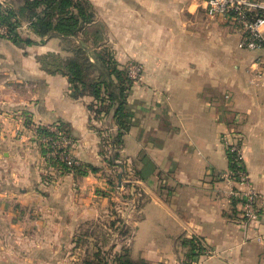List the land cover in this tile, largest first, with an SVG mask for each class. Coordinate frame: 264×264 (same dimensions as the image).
I'll return each instance as SVG.
<instances>
[{
  "label": "crops",
  "instance_id": "crops-1",
  "mask_svg": "<svg viewBox=\"0 0 264 264\" xmlns=\"http://www.w3.org/2000/svg\"><path fill=\"white\" fill-rule=\"evenodd\" d=\"M89 1L112 45L129 47L134 60L147 63L148 78L161 79L144 126L146 201L135 242L151 264H179L178 255L186 252L180 238L200 239L207 249L202 264H264V243L257 240L264 235V209L257 221H244L245 186L224 176L227 145L239 133L244 168L264 198V88L249 83L258 53L239 48L238 30L208 17L205 0ZM39 67L46 100L66 104L51 96L66 78ZM155 111L160 115L154 118ZM6 254L1 246L0 264H12Z\"/></svg>",
  "mask_w": 264,
  "mask_h": 264
},
{
  "label": "rangeland",
  "instance_id": "rangeland-1",
  "mask_svg": "<svg viewBox=\"0 0 264 264\" xmlns=\"http://www.w3.org/2000/svg\"><path fill=\"white\" fill-rule=\"evenodd\" d=\"M0 16V247H6L5 258L12 264L17 257L25 263L115 264L123 254L134 264H151L142 244L135 242V227L146 201L144 126L152 97L159 99L156 82L161 79H149L147 63L134 60L129 47L113 46L104 29L98 49L110 51L132 80L126 103L130 128L119 141L110 120L97 113L103 110L100 102L88 95L76 98L66 76L42 68L43 56L70 54L59 37L36 36L26 1L0 0ZM11 25L20 39L10 34ZM97 27L103 28L98 15L84 38L89 47ZM38 65L48 75L66 78L51 95L58 102L68 100L66 104L46 100L47 80L36 74ZM238 134L227 145L232 154V148L242 149ZM184 239H178L186 249L178 255L179 264H202L206 247L189 258Z\"/></svg>",
  "mask_w": 264,
  "mask_h": 264
},
{
  "label": "trees",
  "instance_id": "trees-1",
  "mask_svg": "<svg viewBox=\"0 0 264 264\" xmlns=\"http://www.w3.org/2000/svg\"><path fill=\"white\" fill-rule=\"evenodd\" d=\"M30 10L32 31L40 38L59 37L62 48L69 56L62 58L59 54L49 53L40 58L42 68L49 73H60L68 78L74 87V96H92L103 105L97 113H104V119L110 120L115 127L114 137L121 141L129 132L128 111L126 108L127 92L132 80L127 72L119 68L110 51L101 48L104 29L97 27L91 33L93 45L89 47L84 39L88 37V27L97 17L93 4L89 0H25ZM0 18H2L0 16ZM10 34L19 38L14 25ZM76 43V37H81ZM90 36V35H89ZM32 44L31 39L25 41ZM69 43V45H67ZM230 167L236 168L235 155L227 150ZM95 169H92L94 172ZM187 256L194 258L204 251L200 239H184ZM115 264H134L123 254H118ZM86 264H93L86 262Z\"/></svg>",
  "mask_w": 264,
  "mask_h": 264
},
{
  "label": "built area",
  "instance_id": "built-area-1",
  "mask_svg": "<svg viewBox=\"0 0 264 264\" xmlns=\"http://www.w3.org/2000/svg\"><path fill=\"white\" fill-rule=\"evenodd\" d=\"M205 10L211 19L222 18L234 25L240 34L241 49L258 53L249 69V83L256 88H264V0H205ZM232 152L237 167H229L225 176L232 181L237 179L238 184L245 186L241 192L242 216L244 221L252 223L262 214L264 198L250 183L242 165V149L234 147ZM257 240L264 243V235Z\"/></svg>",
  "mask_w": 264,
  "mask_h": 264
}]
</instances>
